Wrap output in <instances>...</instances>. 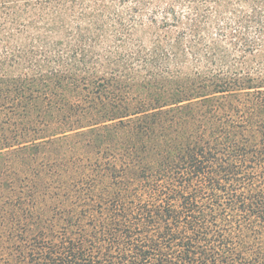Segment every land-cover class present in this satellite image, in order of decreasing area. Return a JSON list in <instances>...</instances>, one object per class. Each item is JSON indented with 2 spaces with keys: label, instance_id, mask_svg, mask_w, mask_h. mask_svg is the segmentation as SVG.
Wrapping results in <instances>:
<instances>
[{
  "label": "trees",
  "instance_id": "obj_1",
  "mask_svg": "<svg viewBox=\"0 0 264 264\" xmlns=\"http://www.w3.org/2000/svg\"><path fill=\"white\" fill-rule=\"evenodd\" d=\"M0 157V264H264V0H0Z\"/></svg>",
  "mask_w": 264,
  "mask_h": 264
},
{
  "label": "rangeland",
  "instance_id": "obj_2",
  "mask_svg": "<svg viewBox=\"0 0 264 264\" xmlns=\"http://www.w3.org/2000/svg\"><path fill=\"white\" fill-rule=\"evenodd\" d=\"M145 40V39H144ZM66 130H67V128H66ZM65 129L63 130V129H61V128H54V124H50L49 125V127L48 128H46V131L44 132L45 134L44 135H41V136H37L38 138H44L45 137V139H48L49 137H52V136H54V135H56V134H59V133H62L63 131H66ZM45 139H43V140H45ZM60 145H62V144H60ZM63 149V148H62ZM66 149V148H65ZM24 153V152H23ZM29 154V151H26L25 153H24V156L25 155H28ZM22 155V154H21ZM40 159V158H39ZM3 163V159L0 157V165Z\"/></svg>",
  "mask_w": 264,
  "mask_h": 264
}]
</instances>
